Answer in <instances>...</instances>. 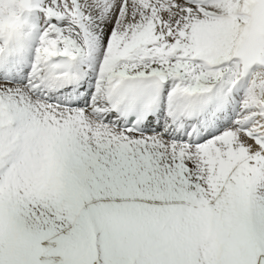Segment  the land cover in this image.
Masks as SVG:
<instances>
[{"label": "snow or ice", "instance_id": "snow-or-ice-1", "mask_svg": "<svg viewBox=\"0 0 264 264\" xmlns=\"http://www.w3.org/2000/svg\"><path fill=\"white\" fill-rule=\"evenodd\" d=\"M0 264H264V0H0Z\"/></svg>", "mask_w": 264, "mask_h": 264}]
</instances>
